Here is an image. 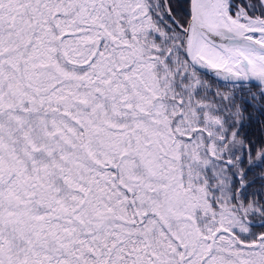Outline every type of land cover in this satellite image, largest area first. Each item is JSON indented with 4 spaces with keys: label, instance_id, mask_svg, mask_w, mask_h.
<instances>
[{
    "label": "snow or ice",
    "instance_id": "1",
    "mask_svg": "<svg viewBox=\"0 0 264 264\" xmlns=\"http://www.w3.org/2000/svg\"><path fill=\"white\" fill-rule=\"evenodd\" d=\"M0 264H264V0H0Z\"/></svg>",
    "mask_w": 264,
    "mask_h": 264
}]
</instances>
